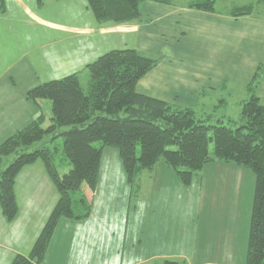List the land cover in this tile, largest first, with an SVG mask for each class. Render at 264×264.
I'll return each instance as SVG.
<instances>
[{
    "label": "crops",
    "instance_id": "0c3cea01",
    "mask_svg": "<svg viewBox=\"0 0 264 264\" xmlns=\"http://www.w3.org/2000/svg\"><path fill=\"white\" fill-rule=\"evenodd\" d=\"M69 1L79 3L81 9L70 7L66 0L52 10L34 0H4L5 11L0 12V145L45 116L49 108L38 107L35 101L34 107H11L6 91L14 88L22 74L32 79L28 90L37 86L40 76L46 82L71 75L80 80L78 73L88 64L123 48L156 61L136 83V93L201 116H209L207 112L219 107L217 118H239L241 107L237 106L246 99V87L258 66H264V9L262 14L234 17L230 11L234 6L229 9L227 4L219 11L204 12L189 8L190 2L144 0L138 20L100 23L87 0ZM210 43L216 49L209 50ZM31 69L45 71L36 76L29 74ZM255 91L264 105V78ZM232 104L234 118L228 114ZM47 121L44 127L49 126L50 116ZM10 161L3 159L0 172ZM213 165L214 169L206 171L213 181L212 200L202 196L213 215L198 217L195 244L191 246L202 258L187 263L245 264L255 177L248 168L233 163L216 161ZM229 187L231 194L226 192ZM14 195L18 208L14 220L7 221L0 208V264H11L15 256L29 254L59 198L41 160L21 168ZM85 195L93 198L95 191L86 188ZM240 201L244 207L239 211ZM58 225L42 264H76L67 256L74 250L82 256L90 252L88 238L92 234L69 233L64 241L58 235ZM175 256L187 259L182 254ZM83 262L87 264L85 257L79 258L78 263Z\"/></svg>",
    "mask_w": 264,
    "mask_h": 264
},
{
    "label": "trees",
    "instance_id": "16d2710c",
    "mask_svg": "<svg viewBox=\"0 0 264 264\" xmlns=\"http://www.w3.org/2000/svg\"><path fill=\"white\" fill-rule=\"evenodd\" d=\"M143 1L87 0V3L98 22L125 23L139 19ZM3 4L4 0H0V11ZM215 5L216 0H191L188 7L214 12ZM262 6L264 0H258L255 5L234 6L230 11L234 17L250 16L262 14ZM155 65L156 61L140 56L134 49L112 50L85 67L89 77L86 86L81 85L77 75H71L27 92L28 98L35 102H49V126L44 127V117L39 116L0 145V163L11 157L0 172L1 213L9 222L15 219L18 214L15 179L21 168L37 160L44 163L59 198L29 254L15 256L11 264H42L59 221L82 218L72 211L71 195L85 187L95 191L105 147L117 148L130 183L140 173L154 170L160 164L176 170L186 187L191 185L194 172L216 161L251 170L255 186L245 264L264 263V105L255 91L264 78V66L256 69L246 87L239 119L233 120L217 118L219 107L207 112L209 116H201L194 110L175 108L136 93V83ZM204 94L202 91L201 97ZM225 122L229 125H224ZM47 137L63 141V155L70 166L63 174L57 172L50 148L44 144L36 148L35 143ZM95 143L100 148L94 147ZM87 201L84 194L80 203L85 205ZM163 264L186 263L166 260Z\"/></svg>",
    "mask_w": 264,
    "mask_h": 264
},
{
    "label": "rangeland",
    "instance_id": "374dc122",
    "mask_svg": "<svg viewBox=\"0 0 264 264\" xmlns=\"http://www.w3.org/2000/svg\"><path fill=\"white\" fill-rule=\"evenodd\" d=\"M34 1L47 10H52L58 2H65V0ZM66 1L70 7L81 9L79 3ZM170 1L175 4L191 2L188 0ZM257 1L217 0L215 8L219 11L223 4H227V7L231 9L233 6L255 5ZM4 11L5 5L3 4L0 12ZM207 47L209 50L216 49L213 43L208 44ZM44 71L31 69L29 74L35 73L36 76H39L44 74ZM78 75L81 77V85L86 86L89 79L87 71L83 70ZM31 82L30 77L24 78L22 74L14 83V88L7 89L6 96L12 105L11 107H34L33 100L27 96V92L33 89L28 90ZM38 83H46L44 76L39 77L37 86H39ZM26 90L28 91L25 96ZM36 102L38 107H50L48 101ZM241 105L237 107H241ZM229 107L231 108H229L228 114L234 118L235 105L232 104ZM41 114L43 115L44 112ZM45 116H43L45 117L44 123L48 122L50 108H48ZM238 119L237 117L235 120ZM231 124L233 123L231 122ZM224 125L227 126L229 123L225 122ZM62 142L61 138L52 140V137H47L42 142L35 143L38 145L36 148H41V146L39 147L41 144L50 148L53 164L59 174L65 173L68 168L70 169L63 155ZM94 147L100 148V144L95 143ZM33 150L35 149H29L28 152ZM210 153L212 154V146ZM209 165H206L203 171L194 172L192 183L187 187L182 185L176 170L164 164L156 166L154 170L140 173L130 183L117 148L105 147L101 153L94 197L85 195L88 201L85 205L80 203L86 187L71 195L72 211L82 218L79 220L63 219V222L58 225V235L59 237L61 235L60 238H63L64 241L69 238V233H78L79 231L91 233L92 235L88 238V243L91 246L89 250L91 251L82 256L80 253L75 254L74 250L67 257L74 259L76 264H79L78 260L81 257H85L87 264H105L106 260L108 264H163L166 260L184 261L186 264H188L187 260L191 263L199 262L202 256L195 252V248L191 250V246L195 244L198 217L213 215V213L208 212L209 209L205 207L207 203L202 200L203 195L205 199L212 200L213 181L212 177L206 175V171L207 169H214L216 165L213 163ZM226 192L232 193L230 187L226 189ZM243 207L244 204L240 201L238 210H242ZM86 214L88 215L86 216ZM193 220H195V224ZM76 223H79L78 226H75ZM56 249L58 251V245ZM179 254L186 256L187 259L175 256ZM52 264L58 263L52 261Z\"/></svg>",
    "mask_w": 264,
    "mask_h": 264
}]
</instances>
